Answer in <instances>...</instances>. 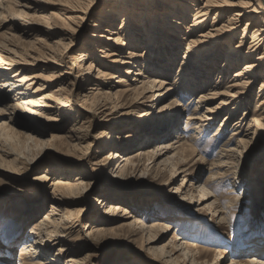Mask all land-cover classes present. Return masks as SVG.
I'll return each mask as SVG.
<instances>
[{
  "label": "bare ground",
  "instance_id": "1",
  "mask_svg": "<svg viewBox=\"0 0 264 264\" xmlns=\"http://www.w3.org/2000/svg\"><path fill=\"white\" fill-rule=\"evenodd\" d=\"M57 1L63 6L62 10L72 14L66 16L60 11H49L50 6L39 4L37 0H0V16L4 12L8 13L10 16L7 20L9 22L13 20L12 27H19L14 21V18L18 16L23 17L27 22L28 19L31 21H29L31 23L28 26L29 30L39 29L49 34L50 37L61 35V38L53 42L45 40L44 42L43 38H39V41L37 40L39 45H33L31 48L35 54L29 55L22 52V49L19 51L13 48L11 45L16 44L9 40L0 42V114L7 118V120L0 121V142L2 139L5 140L4 143L12 140L15 137L14 134H23L22 138H25L26 146H28L29 142L30 144L32 141L37 143L32 134L45 133L52 125L62 129L65 123L73 120L69 129L70 137L79 144L87 137V133L83 131L85 126L82 125L86 121H83L81 125L77 121L79 112L76 102L78 100L81 101L83 118L93 120L97 118L99 112L111 107H120L129 101L132 104L148 101L154 104L160 103L163 97L165 98L177 89L183 97L191 93L194 95L198 89L218 84L222 82V79L224 80L225 75H229L232 79L224 86L225 88L219 89L215 85L202 91L195 101L194 110L188 116V119L192 120L191 129L194 133L201 134L215 119L218 112L221 109L224 110L225 105L233 104L230 113L221 121L214 134L217 136L215 138L219 139L220 134L232 121L240 106L250 102L252 90L261 79L253 116L250 120H247L248 117L245 116L234 122L233 125L236 128L232 131L229 140L234 137L237 143L234 144V140L227 141L220 146L216 163L218 170L210 178L218 185L229 183L235 187L236 184H242L240 180L245 176V173L241 171L243 157L246 154L252 155L255 163L264 157V0H116V3L121 4V9H117V12L112 8L108 10V12L116 13L114 14L115 20L109 18L113 15L111 13L100 15L98 21L94 22L95 31L91 33L89 41L81 44L79 48L74 45L76 32L80 28L78 25L91 14V6L95 0ZM13 6L20 8L15 10ZM25 9H35L36 12L31 14ZM138 12L142 14V17L136 19ZM210 19L212 21L208 26ZM59 20L63 23L60 24ZM117 23H120L118 29L114 27ZM4 24L6 23L3 22L1 25ZM105 31L110 33L105 34ZM248 36L251 41L246 46L244 41ZM180 37L187 39L186 43H182L184 47L180 45ZM236 38H240L238 42H235ZM125 46L128 47V51L124 50ZM142 46L145 48L143 47L144 49L140 51L139 48ZM100 52L103 55L98 56ZM68 56L74 61L73 67L60 68V65L67 62ZM44 58L48 60L47 64L41 62ZM100 58L106 59L101 60ZM179 59L180 64L177 67L176 63ZM221 61H223L222 64ZM218 67L221 69L220 72L214 73ZM234 68L237 69L231 74L230 71ZM168 72L175 73L170 86L166 85L169 75L165 74ZM221 73H223L222 76H220ZM131 76L133 78L130 80ZM112 78L123 85V88H119L116 93L110 91L112 84L109 80ZM84 85H90L91 90L82 94L80 89ZM9 93L14 96V101L10 104L7 103L10 98ZM215 98H220V101L210 106ZM190 100L191 98L189 102ZM178 114H180L178 109L171 110L164 122L160 121V117L157 119L158 114H149L150 118L136 114L133 119L129 116V121L115 119L118 120L116 125L106 127L103 131L105 136L100 139L104 140V144L100 145V148L103 151L111 148L112 152H109L104 162L95 161L93 170L106 168L108 171V164L121 158L122 162L117 168L108 172L107 185L111 188L110 192L114 197L121 198L123 190L118 187L113 188L112 183H122L139 169H156L161 173L171 166L172 175L177 174L178 171L187 175L191 174L192 167L183 166L191 164L192 156L186 153L187 149L183 145L179 147L180 144H178L184 136L178 135L177 140L167 139L172 130L178 126L180 120ZM123 117L126 116L122 115L120 118ZM244 123H248L247 127L251 134L249 143L244 139L236 138L242 132L241 127ZM147 130L154 132L156 136L150 140L145 139L143 135ZM131 132L137 135L133 137ZM194 136L199 138L197 135ZM57 137L52 135V139H57ZM161 137L167 140L157 142L155 150L151 151L153 156L149 162H142L147 154L141 148L142 145H147ZM176 144L178 145L175 147ZM133 147L140 148L130 151ZM175 149L177 150L172 151ZM43 151L44 149L39 151L33 160L41 156ZM14 153L12 150H6V154L14 155ZM87 153L84 155L86 156ZM19 155L15 154V160L19 159ZM41 160L35 161L41 162ZM14 165H17V162ZM49 166L54 167L53 175L58 177L49 184L48 189H40L45 193L44 191L40 193L49 197L51 209L34 223L27 234L18 264H62L60 259L62 255L68 253L70 247L69 243H64V239H67L65 238L66 233L76 232L78 224H75L74 219L79 222L84 210L83 208H71L76 205V200L69 196L76 197L87 191L88 183L83 179L93 177V170L86 169L87 164L80 165V163L74 166L56 162V164L50 163ZM49 166L47 170H50ZM259 171L264 173L262 167H259ZM47 178L48 176L44 175V179ZM230 179L233 180L230 181ZM249 185L248 182L243 192L249 191L247 190L250 189ZM178 191L183 197L193 198L196 186L184 175L176 192ZM200 193L201 208L209 206L212 208L215 201L209 202L208 200L214 195L205 185L200 186ZM255 195L254 203L260 210L264 204V196L260 193ZM12 201L5 202L4 200L2 204L4 206L9 204V208L12 207L13 226L21 231L28 220L35 216L36 211L33 207L19 205V201ZM103 201L98 204L104 203ZM121 205V203H109L105 210L108 215L106 218L110 220L112 217V220H115L120 217H133L129 210ZM218 207L221 208L220 205L215 206V208ZM121 210L124 213L120 215ZM92 217L94 218L93 214ZM221 218L226 217L221 216ZM140 222L135 219L127 224L134 227ZM91 226L94 227V225H88L86 229L92 228ZM149 227L163 228L167 231L169 225L158 222ZM251 237H247L245 243L239 246L244 250L240 251L237 248L236 251L239 254L254 252L253 258L247 262L233 259L230 264H264V234ZM177 239L181 240L183 237L176 235L171 243L170 241L165 243V245L172 246L165 252V255L173 256L175 252L184 249L185 256L189 258L191 264H218L219 258L223 256L224 250L221 249L218 250L213 263L200 262L197 257L200 248L197 242L189 240L184 244V242L178 243ZM57 244H61L57 252L50 254L52 246ZM47 251L49 253H46ZM189 253L192 255L190 256ZM11 254L12 249L9 248L5 254L0 256V264H4V259L10 260ZM44 256L48 257L44 259ZM76 256H67L66 264H84V260L77 259ZM177 262L178 260L175 261Z\"/></svg>",
  "mask_w": 264,
  "mask_h": 264
},
{
  "label": "rangeland",
  "instance_id": "2",
  "mask_svg": "<svg viewBox=\"0 0 264 264\" xmlns=\"http://www.w3.org/2000/svg\"><path fill=\"white\" fill-rule=\"evenodd\" d=\"M37 2L42 5L50 6L49 11H60L66 16L72 14L71 12L62 10L63 6H61L60 2L57 0H37ZM113 3L117 5L116 7L118 8L114 7L115 5ZM120 5L121 4L116 3V0H112L111 2L109 0H95L93 6H91V14L88 17L86 16L78 25L80 28L76 32V40L74 43L76 48H79L81 44L89 41L91 33L95 31L94 25L98 21L100 15L102 16V14L111 13L113 15L109 16V18L115 20L116 17L114 14L116 13L108 12V10L112 8L113 11L117 12V9H121ZM12 8L18 10L20 7L13 6ZM27 11L31 14L36 12L35 9ZM8 16L10 15L6 12L0 16V42L9 40L11 43L13 42V44H16L11 45L13 48H17L19 51L22 49V52L24 51L26 55L35 54L31 48H33V45H39V38H43V41L45 40L47 42H53L56 39L61 38V35H53L50 37L49 34L42 32L39 29L29 30L28 26L31 24V21L28 19L27 22L23 17L19 18L16 16L14 18V21L19 25L18 28H14L12 27L13 20L9 22L7 20ZM141 17L142 14H139L138 12V14H136V19ZM59 21L60 24L63 23L62 20ZM211 21L212 19L207 23L208 26ZM3 22L6 24L1 25ZM245 22L243 23V26ZM219 25H221L220 22ZM114 27L118 29L120 23H117ZM104 33L108 34L110 32L105 31ZM12 34L14 36H12ZM248 35L250 36V33H248ZM175 36L178 37L179 35ZM249 36L245 38L244 41L246 46H248L251 41ZM240 38H236L235 42H238ZM180 39V45L184 47L185 45L182 43H186L187 39H184L183 37H180ZM143 47L144 46L140 47L139 50L145 48ZM124 50L128 51V47L125 46ZM181 51H183V49H181ZM99 55L101 56L103 53L100 52L98 53V56ZM100 59L105 60L106 58ZM41 62L47 64L48 60L44 58ZM73 62V59L68 56L67 62L64 65H60V68H72ZM222 62L223 61L220 63L222 64ZM220 63L219 66H221ZM179 64L180 59L176 63V66L178 67ZM124 67L126 68V65H124ZM236 69L237 68L232 69L230 71L231 74H233V71ZM219 70H221L220 67H218L214 73L220 72ZM168 73L165 74L169 75L166 79L168 82L166 85L170 86L172 85L171 83H173L175 73ZM222 75L223 73H221L220 76ZM214 77L215 76H213V79ZM131 78H133V76L130 77V80ZM231 79L232 78H230L229 75H225L222 82L198 89L194 95L191 93L192 95L188 94L184 97L182 96L183 94H179L178 89V91L173 90L168 96L165 98L163 97V100L160 103L157 102L154 104V102L151 103V101H148L146 103L136 102L135 104H132L129 101L120 107H111L101 113L99 112L97 118L93 120L91 118H83V110H81L80 105L81 101L78 100V102H76L78 103V106L76 105V107L79 112L77 113L79 115L77 121L80 125L83 121H86L83 122L82 125L85 126L83 131L87 133V137L79 144L70 137L69 129L74 122L73 120L65 123V126L62 129H58L52 125L45 133L32 134L35 136L37 143L32 141L31 144L30 142L28 143V146H26L27 143L26 140H24L25 138H22V136L24 137L23 134H14L13 136L15 137H13L12 140H8L6 143H4L5 140L2 139L0 142V190L2 191L0 192V256L5 254L9 248L12 249L11 259H4V264L19 263L20 252L27 234L31 231L34 223L44 217V213L51 209V202L49 197H45L44 190L48 189L49 184L58 176L53 175L55 171L53 170V166H49L50 163L56 164L57 162L64 165L74 166L79 163L80 165L87 164L86 169L92 171L93 163L97 160L104 162V159L111 151V148L104 151L100 148V145L104 144V140L101 141L100 139L102 136H105L103 131L106 130V127H112L114 124L116 125V121L118 120L129 121V116H132L133 119V116L135 117L136 114H140L139 116L143 117L145 116L144 118H150L148 115L152 113L155 115L158 114L157 119L160 117V121L164 122V120L170 115V111H175L176 109L180 111V114H178L180 120L178 121V126L172 130L167 139L177 140L178 135L184 136L178 144H180L179 147L183 145V147L187 149L186 153L191 154L193 163L191 162V164L181 166L185 168L192 167L191 174L187 175L178 171L176 172L177 174L172 175L171 166L164 169L161 173L156 169H139L137 172L122 181V183H112L113 188L118 187V189L123 190V195L120 198L114 197L113 194H111V188L108 187L107 180L108 172L117 168L122 162L121 158L110 162L107 166L108 171L106 168L104 170L100 168L94 169L92 171L94 173L93 177L83 179L84 182L88 183L87 191L76 197L69 196V198L76 200V205L71 208H83L84 210L79 222L74 219L75 224H78V227L75 229L76 232L66 233L67 236L65 238L67 239H64V243H69L70 247L69 251H67L68 253L62 255L60 262L66 264L67 256L77 255L76 258L83 259L84 264H191L189 258H186L185 256L186 251H184V249L175 252L176 254L173 256L165 255V252L172 248L171 245H165V243L169 241L171 243L176 235L177 237H183L181 240L177 239L178 243L184 242L185 244L186 241L189 242V240L197 242L198 247H200L197 257L200 262L207 261L208 263H213L218 250L221 249L224 250V253L223 256L219 258L218 264H230L233 259H239L242 262L251 260L253 258L252 256L255 254L254 252L239 254L236 250L237 248L240 251L244 250L239 248V246L245 243L247 237H255L264 234V204L261 206L262 208L260 207L261 209L258 210L257 204L254 203L256 193L263 194L264 196V173L259 171V167L264 169V157H261L262 160L259 159L260 161H257L256 163L253 162L254 159H252V155L246 154L243 157L241 171L242 173H245V176L244 179H241L242 182L240 180V183L242 184H236L235 187L229 183L218 185L217 182L213 183L210 178L218 170L216 163L218 161L217 153H219L220 146L227 141L234 140V137L229 140L232 136V131L236 128H234V122L245 116L248 117L247 120H250L253 116L261 79L256 83L253 89L254 91L252 90L250 102L240 106L232 121L226 125L224 131L220 134L221 137L219 139L215 138L217 136L214 134L220 126L221 121L228 113H230L233 104L229 106L225 105L227 107L225 108L224 106V110L221 109L218 112L215 119L205 131H202L201 134L194 133L193 129H191L192 120L188 119V116L195 108V101H197V98L202 91L210 89L215 85H217V88L223 89ZM115 80V78L109 80L112 84L110 91L113 93H116L119 88H123V85L115 82ZM89 87L90 85H84V87L80 89V91L82 90V94L89 92L91 90ZM9 94L10 98L7 103L10 104L14 101V96L11 93ZM190 98L191 100L189 102ZM219 101L220 98H215L211 102L213 104L210 106H214ZM180 103L182 104L180 105ZM163 104L165 106H163ZM122 115L126 117L120 118ZM3 120H7V118L5 115L0 114V121ZM247 125L248 123L243 124L241 127L242 132L237 135L236 138L244 139L249 143L251 142V134ZM18 130L22 131V129L19 128ZM23 132L26 131L23 130ZM130 134L133 137L137 135L133 132ZM52 135L58 136L57 139H52ZM194 135H197L199 138H196ZM155 136L156 134L150 130L145 131L143 135L147 140H150ZM167 139L161 137L158 140L154 139L153 142L149 141L150 143L148 142L149 144L147 145L143 144L141 148L144 150V153L146 152L147 154L142 162H149L153 156L151 151L155 150L157 142ZM233 143L236 144L237 139L234 140ZM178 144H176L175 147ZM139 148L140 147H133L130 151H136V149ZM42 149H44L43 154L35 160H43H41V162L33 160V157H35ZM6 150H12L13 153H15L14 155H9L6 154ZM176 150L177 149L172 151ZM85 153H87L86 156L84 155ZM15 154H20L18 160H15ZM26 154H28L27 157ZM70 159L72 160L71 164ZM16 162L17 165H14ZM48 166L50 170L46 169ZM181 169L182 168H180V170ZM44 175L48 176V178L44 179ZM184 175H186L187 179H190L196 186L193 198L190 196L183 197L180 191L176 192L178 186L182 183V177ZM232 180L233 179H230V181ZM248 182L250 183V187L248 186L250 189H247L249 191L243 192L246 187L245 185H248ZM201 185H205L208 191L214 195L208 200L209 202L212 200L215 201L212 208H210V206L208 208H201L202 204L199 202L202 198L200 193ZM43 191L44 193H40ZM41 197L42 199L40 200ZM4 200L5 202L10 200L19 201V205H25L30 208L33 207V210L36 211L35 214L33 213L35 216H32L30 220H28L21 231L14 228V216H12L11 213L13 209H11L12 207L9 208V204L4 206L2 204V201ZM101 201L104 203L98 204ZM109 203H121V206H124V208L129 210L133 217H120L115 220H112L113 218L110 217V220L107 219L108 215L105 213V210ZM219 205L221 208H215V206ZM214 210H217V212ZM119 213L121 215L124 212L121 210ZM92 214L94 218L92 217ZM128 215L129 213L127 216ZM221 216L226 218L223 219ZM135 219L141 221L140 224H137V226L135 225L134 227L127 224L129 221ZM158 222H161L164 225H169L168 230L166 231L163 228L149 227V225ZM143 223L146 225L143 226ZM88 225H94V227L91 226L92 228L86 229ZM201 229H203L202 232ZM61 244L52 246L53 248L51 249L50 254L57 252V248ZM1 250L4 251L2 252ZM46 253L49 252L47 251ZM189 255L191 256L192 254L189 253ZM47 257L44 256L43 258L46 259ZM177 260L178 262L175 263Z\"/></svg>",
  "mask_w": 264,
  "mask_h": 264
}]
</instances>
